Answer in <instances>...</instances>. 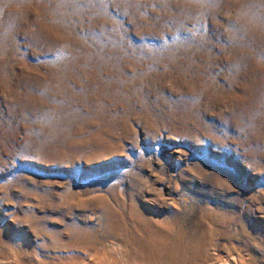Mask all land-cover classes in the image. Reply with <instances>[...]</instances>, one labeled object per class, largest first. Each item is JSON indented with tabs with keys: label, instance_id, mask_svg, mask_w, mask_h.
Segmentation results:
<instances>
[{
	"label": "rangeland",
	"instance_id": "rangeland-1",
	"mask_svg": "<svg viewBox=\"0 0 264 264\" xmlns=\"http://www.w3.org/2000/svg\"><path fill=\"white\" fill-rule=\"evenodd\" d=\"M0 264H264V0H0Z\"/></svg>",
	"mask_w": 264,
	"mask_h": 264
}]
</instances>
